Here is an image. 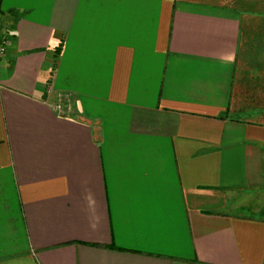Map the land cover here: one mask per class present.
I'll return each instance as SVG.
<instances>
[{
  "label": "crops",
  "instance_id": "obj_1",
  "mask_svg": "<svg viewBox=\"0 0 264 264\" xmlns=\"http://www.w3.org/2000/svg\"><path fill=\"white\" fill-rule=\"evenodd\" d=\"M2 41L0 264H264V0H0Z\"/></svg>",
  "mask_w": 264,
  "mask_h": 264
},
{
  "label": "built area",
  "instance_id": "obj_2",
  "mask_svg": "<svg viewBox=\"0 0 264 264\" xmlns=\"http://www.w3.org/2000/svg\"><path fill=\"white\" fill-rule=\"evenodd\" d=\"M3 45H4V42L2 41V42H0V57L3 55V53H4V47H3ZM67 106H64L62 103H60V102H58L56 105H55V110L57 111V112H62L63 111V108H66Z\"/></svg>",
  "mask_w": 264,
  "mask_h": 264
},
{
  "label": "rangeland",
  "instance_id": "obj_3",
  "mask_svg": "<svg viewBox=\"0 0 264 264\" xmlns=\"http://www.w3.org/2000/svg\"><path fill=\"white\" fill-rule=\"evenodd\" d=\"M241 8H242V7H241ZM237 89H238V91H237ZM239 90H240V88H239V85H238L237 88H236V90H234V94H235V95L239 94Z\"/></svg>",
  "mask_w": 264,
  "mask_h": 264
},
{
  "label": "trees",
  "instance_id": "obj_4",
  "mask_svg": "<svg viewBox=\"0 0 264 264\" xmlns=\"http://www.w3.org/2000/svg\"><path fill=\"white\" fill-rule=\"evenodd\" d=\"M58 50H59V49H56V50H55V53H56V54L58 53Z\"/></svg>",
  "mask_w": 264,
  "mask_h": 264
}]
</instances>
